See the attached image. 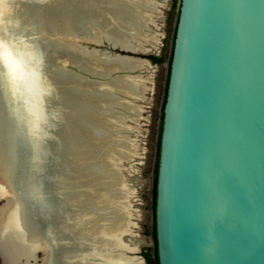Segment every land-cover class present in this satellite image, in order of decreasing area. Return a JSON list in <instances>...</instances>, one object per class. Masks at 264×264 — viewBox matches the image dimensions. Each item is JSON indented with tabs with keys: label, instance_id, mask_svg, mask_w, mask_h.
I'll return each mask as SVG.
<instances>
[{
	"label": "water",
	"instance_id": "obj_1",
	"mask_svg": "<svg viewBox=\"0 0 264 264\" xmlns=\"http://www.w3.org/2000/svg\"><path fill=\"white\" fill-rule=\"evenodd\" d=\"M20 2L44 9L57 0ZM10 19L0 17L5 40L34 50L35 77L26 105H36L35 93H43L45 114L40 116L42 135L32 133L16 108L18 97L3 85L6 101L0 93V108L12 120L7 128L15 132L0 158V214L12 200L27 202L16 180L32 166L51 199L38 221L44 225L48 220V234L38 233L32 264H68V253L73 252L82 254L75 264H144L139 254L144 243L131 242V236L140 238V212L133 199L140 183L132 172L142 147L131 138L139 128L128 121L141 116L148 77L142 74L144 67L131 68L118 60L142 62L151 69L155 65L151 59L115 50L161 55V45L141 48V38L151 30H133L126 24L122 32L134 35L128 46L105 36L94 39L77 27L71 31L62 21L34 22V32L26 35L27 22ZM56 38L94 55L87 62H96L95 67L84 68L50 47ZM57 67L74 77L71 84L80 79L79 84L96 95L87 96L81 108H72L58 87L62 81ZM169 67L155 207L159 264H264V0H179ZM37 75L52 82L56 91L38 92ZM129 85L138 86L135 94L128 92ZM77 110L83 118L75 117ZM109 132L110 137L98 139ZM103 166L124 169L113 188L123 191L126 200L114 198L113 184L101 187L104 176L96 168ZM65 196L73 203H63ZM122 204L126 232L116 237L100 227L99 232L98 216L104 221L114 218L107 217L108 210H119ZM76 206L85 208L77 220L91 235L82 243L76 241L77 228L66 227L63 218L77 212ZM91 206L98 211H86ZM97 237L115 239L116 244L101 252ZM151 242L155 244L153 238ZM0 257L5 261L1 246Z\"/></svg>",
	"mask_w": 264,
	"mask_h": 264
},
{
	"label": "bare ground",
	"instance_id": "obj_2",
	"mask_svg": "<svg viewBox=\"0 0 264 264\" xmlns=\"http://www.w3.org/2000/svg\"><path fill=\"white\" fill-rule=\"evenodd\" d=\"M9 1V0H8ZM7 0H4L3 4H8ZM23 1V0H20ZM12 2L13 5H2L0 4V8L6 7L8 10V14L1 17L3 19L5 16L11 17V22L16 21L19 19H22L24 23L27 22L28 24V33L24 32L26 35H31V33L34 32L33 25L34 22H44L50 20V22L53 21H59V22H65L69 25L68 28H70L71 31L76 30V27L80 30L85 31L89 37L101 39V37L105 36L108 37L110 40L113 41V43H121L124 46H128L132 39L134 38L133 33L131 31L129 33H123V24L127 26V28L137 30V29H143L146 27L148 22L150 21H156L158 18L152 19V13L154 11L155 1L154 0H57L53 5H48L44 9L42 7L40 8H34L32 6H28L26 2ZM135 8V9H133ZM137 8V9H136ZM139 8V10H138ZM43 9V10H42ZM150 28V27H149ZM49 32V30H48ZM156 33V32H155ZM6 33H4V30L0 28V40L6 39ZM44 34L45 31H44ZM156 34H148L146 38H141L142 42H139L138 46L141 48L145 45H155L160 44V41L158 37L155 36ZM42 37V38H41ZM41 40H48L47 37L41 36ZM68 40L65 39H57L52 40L49 42L50 47H53L57 49L58 51H63L61 48L65 50V52H68L67 55H74L72 57L73 60H75L77 63H79L82 67L89 69H93L95 67L94 64L91 62H87L89 59H93L94 55L87 54V50H82L75 46L74 44L66 42ZM74 43V42H73ZM19 47L20 45L17 44ZM161 45V44H160ZM160 50V48L158 49ZM29 52L30 50H25ZM34 52L32 50L31 54ZM64 52V51H63ZM69 52L71 54H69ZM96 58V57H95ZM94 58V59H95ZM90 60V61H91ZM121 61V64L124 66H129L131 68H150V66H143L142 62H135L132 63L129 60H118ZM58 78L60 81H62L58 87L62 90L65 99L67 102L72 103V108H81L82 105H84V100H86V97H92L93 94H86L82 92V85L79 84L81 80H76L78 84L73 85L71 82L73 81L74 77L70 76L67 72H64L63 70H60L57 67L56 72ZM37 79L34 80V85L38 88L39 91H46L49 90V92H52L53 90V83L50 81H43L40 79V77L37 75ZM122 80H118L119 83ZM122 83V82H121ZM57 84V83H56ZM73 85V86H72ZM138 86L136 85H129L128 86V92L131 94H135ZM3 86L0 85V93L2 98L6 101V95L4 93ZM55 91L56 88L54 87ZM49 94V93H48ZM36 101L37 104L33 105L31 104L29 107L28 105H21V103H16V108L19 111V114H22L23 122H27L25 118V106L28 110L36 114V120L34 122V126L30 131L32 133H35L38 135L39 128L41 121L40 116L43 115V107H42V95L43 93L36 94ZM96 95V94H94ZM15 97H18V100L20 102V96L19 94L14 95ZM49 96V95H48ZM93 98V97H92ZM8 99V98H7ZM17 99V98H16ZM116 104V103H114ZM119 104V103H118ZM21 105V106H20ZM75 105V106H74ZM117 105V104H116ZM129 105V104H128ZM35 107V111H34ZM127 107H130L127 106ZM22 108V110H21ZM51 111H54L53 108H50ZM78 114H75V117L79 116V118H83V112L78 111ZM120 113V112H119ZM45 114V111H44ZM7 113L2 111L0 108V158L5 155L6 147L7 145L10 147V141L13 140L14 129L7 128L8 124L12 122L11 118L8 116L6 117ZM115 117H119L120 114L114 113ZM9 119V120H8ZM8 132V133H7ZM11 132V137H10ZM15 132V131H14ZM113 132H109V134H105L102 136H99V140H104L103 138L110 137ZM100 140V141H101ZM128 143V140H125L124 143ZM7 144V145H6ZM113 149V148H111ZM133 149V147H131ZM114 152V151H113ZM115 155L117 154L116 151L114 152ZM117 158H119L118 154L116 155ZM98 172L103 176L104 179L100 180L99 184L101 187V183H104V185H111L112 186V195L114 198H120L122 196L126 197L125 193L123 191L119 190L116 191L113 188L115 185L119 184L118 179L123 175L122 172L124 169L121 167L120 170H111L110 167H97L96 168ZM126 170V169H125ZM31 171L32 166H31ZM34 175V174H33ZM38 179L37 184L33 186L32 188V196L29 203V200L27 202H24L22 198L21 201L12 200L9 202V204L3 206L1 208V214H0V246L3 249V252L5 253V264H32L30 262V258L33 256V250L34 247L37 245L38 242V233L42 232L45 235H47V231L49 229V222L48 220H45V224L40 225L39 219L41 214L46 211V206L48 205L50 197L46 195L48 193L46 186L42 187V183H40V179ZM17 182V189L22 194L24 193V177L18 178L16 180ZM42 182V181H41ZM141 185V183H140ZM68 189V188H66ZM71 189V188H70ZM68 189V193L71 191ZM105 193L109 195L111 199L110 192ZM70 194V193H69ZM124 194V195H123ZM34 195V199H33ZM78 195V194H77ZM71 196V195H69ZM25 197V195H24ZM36 197H38L37 200ZM79 198L78 196H76ZM27 199V196L25 197ZM34 200V201H33ZM63 200L66 203H73V199L70 197L65 196ZM33 201V202H32ZM22 202V203H21ZM34 203V204H33ZM45 204V208L41 204ZM123 204L121 205V209H114V211H110L107 213V217L109 215H112L114 218H107L105 221V218H101L98 216V218L101 220L100 224L98 226V231L100 232V228H102V231H105L106 233L112 235L113 237L120 236V234L126 232L127 223L122 220L124 216L121 217L118 216L119 211L120 214L122 213ZM75 208V206H74ZM3 209V210H2ZM85 209V208H84ZM82 207L76 206L77 212H73L76 214L72 215L71 220L68 221L67 225L71 228H77L79 229V234L76 239L77 242L81 241L82 238L79 236L87 237V234L90 235V229H85L83 226L81 227V224L77 220L78 217L84 216V210ZM88 212L94 214V212H97L98 210L93 208L92 206L87 208ZM115 212V213H114ZM48 214V213H47ZM118 214V215H117ZM117 215V216H116ZM76 216V217H75ZM97 216V215H95ZM94 219H96L94 217ZM37 220V221H36ZM100 227V228H99ZM78 232V231H77ZM88 237V238H90ZM98 238V237H97ZM132 243L135 241L137 244L145 243L144 239L141 237L136 240H134V237L131 236ZM108 241H116L115 239H110ZM125 242V241H123ZM116 244V242H115ZM114 244V245H115ZM104 246L109 249L111 247V244H104ZM69 259L68 264H73L71 262L72 259L76 260L79 258L80 253L73 252L72 254L68 253ZM52 261V260H51ZM49 264L50 261L48 262Z\"/></svg>",
	"mask_w": 264,
	"mask_h": 264
},
{
	"label": "rangeland",
	"instance_id": "obj_3",
	"mask_svg": "<svg viewBox=\"0 0 264 264\" xmlns=\"http://www.w3.org/2000/svg\"><path fill=\"white\" fill-rule=\"evenodd\" d=\"M154 1H155V5H153L154 11L151 16L152 19L153 17L158 19L156 21L155 20L153 21L154 23L153 27L148 22L145 28L148 29L149 27H151L152 29L149 28L151 32L147 31L146 33L156 34L155 36L158 37L159 41L161 38L160 52L161 55H165L166 60L162 63L153 62L155 66H153L152 69L146 67L142 69L143 76L148 77L147 86L149 90H147L144 93L145 98L143 99L145 100L146 103H143L141 105L142 106L141 107L142 110L140 114L141 116L137 118V121L135 122L128 121V124L136 125L139 128V133H134L131 136V138L135 139L138 143H140L142 147V150L139 152L137 156V163H135L136 169L134 170V172H132L133 176L136 177L135 180L141 183V185L137 187L136 195L134 196L133 199L135 200L134 207L137 208L140 212V219L138 220V224L140 227L138 230H136V233L145 241V243L142 246V251L144 249H150L151 247H153V244L151 242V238L154 239V236L152 234V226L154 222L153 188L155 182L156 162H157L158 149H159L160 123H161L164 101L168 87V79H169V71H170L169 63L172 54L177 19L179 14V0L176 6H173V0H154ZM61 50L65 52L63 48H61ZM115 52L130 54L135 56L136 58H148V59H151L149 55H153L151 53L133 54L119 50H115ZM67 53L68 52H66V54ZM69 54L71 53L69 52ZM73 56L74 55H72V57ZM81 91L86 94H91V93L93 95L95 94L93 92H89L88 90H85L84 87L82 88ZM23 123L27 125L30 129V126L27 122H23ZM38 128H39L38 135H42V125H40V127ZM21 175L22 177H24V181H25L23 195H25V197L27 196V201L29 200L30 203L32 196V188L37 184L38 179H36L35 176L33 175L31 171V166L29 168L24 169V172L20 174L19 178L21 177ZM138 177L140 180H138ZM125 198L126 197L124 196L120 197L122 201ZM33 199H34V195H33ZM37 199L38 197H36L35 200ZM49 202H51V199H49ZM63 203L66 202L63 200ZM72 215L73 212H71V214L69 215L63 214L66 227H69L67 223L69 220H71ZM119 215H120V211H119ZM76 230L78 231L79 234V229ZM79 237L82 238L81 241H79V243H82L83 242L82 240L84 238L85 239L87 238L85 237V235L84 236L81 235ZM95 243L100 246L99 248L101 252H105L106 250H110L114 246L115 241L111 242L104 240L101 237H98L97 242ZM104 244H111V247L107 249L104 246ZM141 252L139 253L140 255H142ZM80 255L82 254L80 253ZM76 260L72 259L71 262L75 264L76 262H78ZM0 264H5V261L2 257H0Z\"/></svg>",
	"mask_w": 264,
	"mask_h": 264
},
{
	"label": "clouds",
	"instance_id": "obj_4",
	"mask_svg": "<svg viewBox=\"0 0 264 264\" xmlns=\"http://www.w3.org/2000/svg\"><path fill=\"white\" fill-rule=\"evenodd\" d=\"M4 0H0L3 4ZM8 14L6 7L0 8V17ZM35 77V60L30 52L17 44L0 40V85H7L13 95L19 94L20 103L26 105L32 94ZM25 118L30 128L34 126L36 114L25 108Z\"/></svg>",
	"mask_w": 264,
	"mask_h": 264
},
{
	"label": "trees",
	"instance_id": "obj_5",
	"mask_svg": "<svg viewBox=\"0 0 264 264\" xmlns=\"http://www.w3.org/2000/svg\"><path fill=\"white\" fill-rule=\"evenodd\" d=\"M176 1L174 6H176ZM154 63H162L166 60L165 55H149ZM171 62V58H170ZM167 93V92H166ZM166 99V97H165ZM165 104V101H164ZM162 125H163V114L160 123V134H159V149H158V157L156 162V171H155V182L153 188V213H154V222L152 226V234L155 239V247H153L150 251L143 252L144 257L146 258V264H159L158 260V250H157V240H156V224H155V207H156V195H157V177H158V166H159V155H160V140H161V133H162Z\"/></svg>",
	"mask_w": 264,
	"mask_h": 264
},
{
	"label": "flooded vegetation",
	"instance_id": "obj_6",
	"mask_svg": "<svg viewBox=\"0 0 264 264\" xmlns=\"http://www.w3.org/2000/svg\"><path fill=\"white\" fill-rule=\"evenodd\" d=\"M175 1L178 3V0H173V6H174ZM177 3H176V4H177ZM154 241H155V239H154ZM155 244H156V242H155ZM155 244L153 245V247H155ZM153 247H151L150 249H144V250L141 252L142 256H144V255H143V252H145V251H150ZM144 258H145V257H144ZM145 260H146V258H145ZM144 264H146V261H145Z\"/></svg>",
	"mask_w": 264,
	"mask_h": 264
}]
</instances>
